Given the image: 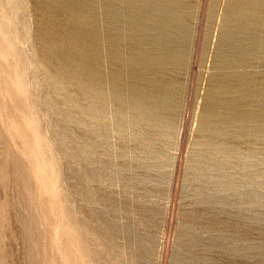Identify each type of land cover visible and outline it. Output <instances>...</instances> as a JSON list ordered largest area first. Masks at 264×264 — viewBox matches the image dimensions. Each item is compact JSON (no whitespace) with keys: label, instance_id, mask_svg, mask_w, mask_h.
Wrapping results in <instances>:
<instances>
[{"label":"rangeland","instance_id":"obj_1","mask_svg":"<svg viewBox=\"0 0 264 264\" xmlns=\"http://www.w3.org/2000/svg\"><path fill=\"white\" fill-rule=\"evenodd\" d=\"M24 2L23 76L0 34V264H264V0H92L90 14L66 10L90 22L81 41L103 78L99 101L74 85H43L31 38L36 5ZM138 51L155 59L138 62ZM146 107L155 114L147 118Z\"/></svg>","mask_w":264,"mask_h":264},{"label":"bare ground","instance_id":"obj_2","mask_svg":"<svg viewBox=\"0 0 264 264\" xmlns=\"http://www.w3.org/2000/svg\"><path fill=\"white\" fill-rule=\"evenodd\" d=\"M90 1H92V0H33V4L34 5H36V8H35V15H36V24L34 25L35 26V29H34V31H33V34H32V41H33V43H34V45H35V49H36V56H37V62H38V64H39V66H40V68H41V70H42V72H43V85H45L46 87H49V88H53V89H58V91L60 90V89H62V88H64V86H69V85H74V86H76L77 88H79V90L81 91V93H82V95H84L85 94V97L87 96V97H91L90 99H92V100H101V98H103L105 95H104V92L102 91V89L100 88V86H99V78H100V76H99V73L98 72H96V71H94V70H92V65H90V63L92 62V60H89V57L91 56V54H90V52H89V50L92 48H90V47H88V48H90V49H87V48H85V44L81 41L82 40V38H83V36L86 34H84L83 33V31H85V27H86V29L88 28L86 25H88L87 23L89 22V21H87V19L85 18L86 17V15H83V16H80V14L79 15H76L75 16V14H74V16H72L71 14V16L70 15H67V12H66V10H68V9H72V14H73V11H76L79 7L80 8H82V7H84V11L86 12V14L88 13V14H90V12L89 11H91L92 12V10H91V7L92 6H94V5H92L91 6V4H92V2H90ZM139 2V1H138ZM241 5V4H240ZM239 5V6H240ZM229 6V5H228ZM227 6V7H228ZM231 6V5H230ZM33 7V6H32ZM242 7H243V5H242ZM0 8L2 9V11H3V15H2V17H0V30H1V32H0V34H2V36H3V38H4V41H6L7 42V46L6 47H8L9 48V53L11 52H14V53H16L17 55H18V57L20 56V58H21V60H19L18 62L19 63H17L16 64V66H15V70L19 73V74H22V76H23V73L25 74V72H26V70L28 69V66H29V63L28 62H26L25 61V59L23 58V55L21 54V52L20 51H18V48H17V38H18V32H20V31H22V30H24V29H26V20L24 19V17H23V12H24V8H25V2H24V0H0ZM229 8V7H228ZM237 8V7H236ZM3 9H5L11 16H13V17H15V19H17L18 20V24H19V29H18V31L16 30V28H14V27H12L11 26V20L9 19L8 20V18H7V16H6V14H5V11L3 10ZM227 9V8H226ZM225 9V10H226ZM81 10V9H80ZM224 10V11H225ZM229 10V9H228ZM227 10V11H228ZM238 10V9H237ZM241 10V9H240ZM243 10H244V8H243ZM242 10V11H243ZM229 12H230V10H229ZM76 13V12H75ZM228 13V12H227ZM229 14V13H228ZM226 15V14H225ZM154 18V17H153ZM112 20V19H111ZM157 20V19H156ZM245 20V19H244ZM10 21V22H9ZM93 22V21H92ZM90 23V22H89ZM113 23V22H112ZM138 23V22H137ZM13 24V23H12ZM139 25V24H138ZM5 26H6V28H7V31H3V28H5ZM14 26H15V24H14ZM88 26H90V24L88 25ZM95 26V25H94ZM94 28V27H93ZM144 28V27H143ZM90 29V28H89ZM88 29V30H89ZM141 31V30H140ZM159 31V30H158ZM87 32V31H86ZM155 33V32H154ZM153 33V34H154ZM170 33V32H169ZM123 35V34H122ZM155 35V34H154ZM92 36V35H91ZM1 39H2V37H1ZM92 39V38H91ZM90 39V40H91ZM151 39H153L154 40V38L151 36ZM86 40H87V38H86ZM128 40V39H127ZM31 41V40H30ZM116 41V40H115ZM135 41V40H134ZM133 41V42H134ZM158 41V40H157ZM94 42V41H93ZM96 42V41H95ZM138 42H140V41H138ZM154 42V41H153ZM160 42V40L158 41V43ZM162 42V41H161ZM121 43V42H120ZM126 43V42H125ZM94 44V43H93ZM92 44V45H93ZM152 44V43H151ZM157 44V43H156ZM162 44H163V42H162ZM161 44V45H162ZM91 45V46H92ZM118 45V44H117ZM124 45V44H123ZM154 44H152V46H153ZM166 45H168V44H166ZM180 45V44H179ZM2 46V45H1ZM0 46V47H1ZM87 46V45H86ZM90 46V45H89ZM95 46V45H94ZM100 46V45H99ZM115 46V45H114ZM113 46V47H114ZM138 46V45H137ZM151 46V45H150ZM155 46V45H154ZM160 46V45H159ZM111 47V46H110ZM118 47H120V46H118ZM3 48V47H2ZM117 48V47H116ZM121 48V47H120ZM148 48V47H147ZM151 48V47H150ZM156 48V47H155ZM158 48H160V47H158ZM164 48V47H163ZM162 47H161V49H159V50H162L163 49ZM179 48V47H178ZM181 48V47H180ZM96 49V48H95ZM113 49V48H112ZM119 49V48H118ZM135 49H137L136 47H135ZM139 49V48H138ZM142 49H143V46H142ZM85 50H87V51H85ZM92 50V49H91ZM117 50V49H116ZM173 50V49H172ZM4 51V50H3ZM94 50H92V52H93ZM109 51V50H108ZM120 51V50H119ZM118 50H117V52H119ZM123 51V50H122ZM133 51V50H132ZM136 51V50H135ZM141 51H144V49L143 50H141ZM141 51H138V53L139 52H141ZM148 51H150V52H148V53H151V50H148ZM164 51V50H163ZM87 52H89V54H88V56H86V53ZM146 52V51H145ZM144 52V53H145ZM154 52V51H153ZM161 52V51H160ZM165 52V54H166V52L167 51H164ZM94 53V55H95V52H93ZM111 53V52H110ZM114 53V52H113ZM112 53V54H113ZM133 53V52H132ZM157 53H159V52H157ZM177 53V52H176ZM129 54V53H128ZM135 54V53H134ZM134 54H132L133 56H134ZM155 54V53H154ZM160 54V53H159ZM172 54V53H171ZM179 54V52L177 53V54H175V56H177ZM161 55V54H160ZM162 55H164L163 53H162ZM161 55V56H162ZM174 55V54H173ZM10 56H11V54H10ZM108 56H111V55H108ZM155 56V55H154ZM153 55H151V56H149V54H142V52L140 53V54H137V56H135L136 57V60H138V62H140V61H145V63H147V62H149V61H151L152 60V58H154L155 59V57H154ZM171 56V55H170ZM180 56H181V54H180ZM16 57V56H15ZM122 57V56H121ZM158 57H160V56H157L156 57V59L158 58ZM164 57V56H163ZM166 57V56H165ZM168 57V56H167ZM177 57H179V55L177 56ZM176 57V58H177ZM113 58V57H112ZM112 58H110V59H112ZM175 58V57H174ZM180 58V57H179ZM16 59H18V58H16ZM114 59V58H113ZM120 59V58H119ZM161 59H164V58H161ZM161 59H159V60H161ZM178 59V58H177ZM177 59H175V63H176V60ZM181 59V58H180ZM179 59V60H180ZM130 60V59H129ZM159 60L157 61V60H153L154 61V63H153V67H154V64L156 63V62H159ZM169 62H171V58L169 57ZM179 60H177V62L179 61ZM89 61H90V63H89ZM115 61V60H114ZM113 61V62H114ZM134 61V60H133ZM156 61V62H155ZM173 61L171 62L172 64H173ZM111 62V61H110ZM115 62H117V61H115ZM136 62V61H135ZM135 62H133V63H135ZM138 62H136V64H140V63H138ZM162 62H164V63H166V61H165V59H164V61H162ZM162 62H160V63H162ZM118 63V62H117ZM151 62H149V63H147V64H150ZM168 63V62H167ZM179 64H180V61L178 62ZM91 64H93L94 65V63H91ZM114 64V63H113ZM116 64V63H115ZM144 64V63H143ZM146 64V65H147ZM158 64V63H157ZM178 64V65H179ZM112 65V64H111ZM142 65V64H141ZM159 65V64H158ZM163 65H165V64H163ZM163 65H160V66H162L163 67ZM176 65V64H175ZM143 66V65H142ZM152 66V65H151ZM159 66V67H160ZM95 67V66H94ZM141 67V66H140ZM145 67V66H144ZM165 67H167V69H169L168 68V66H165ZM164 67V68H165ZM146 68V67H145ZM152 68V67H151ZM150 68V69H151ZM157 68V67H156ZM172 69L174 68V67H171ZM132 69V68H131ZM154 69H155V67H154ZM14 70V71H15ZM147 70H149V69H147ZM152 70H153V68H152ZM175 70H177V69H175ZM5 71V70H4ZM102 71V70H101ZM134 71V70H133ZM138 71V70H137ZM151 71V70H150ZM154 71H156V70H154ZM159 72L161 71V70H158ZM6 72V71H5ZM10 72V71H9ZM93 72V73H92ZM116 72H118V71H116ZM116 72H115V74H116ZM138 72H140V71H138ZM145 72V71H144ZM176 72V71H175ZM101 73V72H100ZM146 74H147V71L145 72ZM151 74L153 73V72H150ZM6 74V73H5ZM5 74H3V75H5ZM32 74V73H31ZM135 74V73H134ZM146 74H144L145 76H146ZM156 74V73H155ZM155 74H153L152 76L154 77V75ZM158 74V73H157ZM162 74V73H161ZM33 75V74H32ZM119 75H121V74H119ZM131 75V74H130ZM160 75V74H159ZM135 76V75H134ZM140 76H141V74H140ZM139 76V77H140ZM148 76V75H147ZM161 77L163 76V74L162 75H160ZM21 76H19V78H20ZM102 77V76H101ZM103 77H104V75H103ZM120 77V76H119ZM129 77H131V76H129ZM144 77V76H143ZM142 77V80L144 79ZM153 77H151L150 76V79L151 78H153ZM156 77V76H155ZM159 76H157V78H158ZM17 78V77H16ZM114 78V77H113ZM145 78H147V77H145ZM148 78H149V76H148ZM148 78H147V80H148ZM101 80L103 79V78H100ZM129 79V78H128ZM132 79V78H131ZM131 79H130V82H131ZM134 80H135V78H133ZM149 79V80H150ZM160 79V78H159ZM23 79H19L18 80V82L16 81V85L17 86H21V84H23V82H24V80L22 81ZM101 80H100V82H101ZM114 80V79H113ZM134 80L132 81V84H133V82H134ZM146 80V79H145ZM153 80V79H152ZM162 80H163V78H162ZM110 81V80H109ZM137 81V80H136ZM135 81V82H136ZM151 81V80H150ZM154 81V80H153ZM153 81H152V84H153ZM113 82V81H112ZM112 82H110L111 84H112ZM119 83V81L118 80H115V85L117 86V84ZM128 82H129V80H128ZM139 83H141L140 82V80L138 81ZM137 82V83H138ZM149 82V81H148ZM156 82H159V84H160V81H156ZM39 83V82H38ZM109 83V82H108ZM117 83V84H116ZM120 83H122V82H120ZM144 83V82H143ZM142 83V84H143ZM162 84H163V82H161ZM165 83V82H164ZM167 83V82H166ZM19 84V85H18ZM113 84V85H114ZM129 83H127V85H128ZM131 84V83H130ZM132 84H131V86H132ZM135 84V83H134ZM149 84V83H148ZM147 84V85H148ZM150 84H151V82H150ZM158 83L156 84V85H159ZM167 84H169V83H167ZM166 84V85H167ZM171 84V83H170ZM175 84V83H174ZM16 85H14V86H16ZM32 85L33 86H35V82H34V80H32ZM36 85H37V83H36ZM114 85V86H115ZM120 86L121 85H123V84H119ZM143 85H145V86H147L146 85V81H145V84H143ZM166 85H164V86H166ZM32 86V87H33ZM125 86V85H124ZM130 86V85H129ZM136 86H138V84H136ZM143 87V89L144 88H146V89H148V87ZM149 86V85H148ZM160 86V85H159ZM162 86V85H161ZM164 86H162V88L164 87ZM169 86V85H168ZM168 86H167V88H168ZM171 86V85H170ZM169 86V87H170ZM26 87V86H25ZM121 87H123V86H121ZM134 87V86H133ZM139 87V86H138ZM138 87L136 88V90L138 89ZM153 87H154V85H153ZM153 87H151V85H150V87H149V90H150V88L152 89ZM175 87V89H176V85L174 86ZM21 88V87H20ZM36 88V87H35ZM34 88V89H35ZM120 88V87H119ZM119 88H117L116 87V89H118V91H119V93L121 92L120 90H119ZM140 89H141V87H139ZM157 88V87H156ZM171 89H172V86L170 87ZM170 88H169V90L168 91H170ZM6 89V88H5ZM65 89V88H64ZM64 89H62V91L64 90ZM69 89V88H68ZM121 89V88H120ZM166 89V88H165ZM165 89H164V92H165ZM47 90V89H46ZM121 90H123V89H121ZM128 90H129V87H128ZM131 90V89H130ZM136 90H134V91H136ZM139 90V89H138ZM154 90V89H153ZM152 90V91H153ZM159 90V89H158ZM157 89H156V91H158ZM161 90V89H160ZM133 91V90H132ZM148 91V90H147ZM152 91H150V92H152ZM60 92V91H59ZM115 92V91H114ZM113 92V93H114ZM117 92V91H116ZM130 92V91H129ZM137 92V91H136ZM136 92H133V93H135L136 94ZM140 92V90L138 91V93ZM144 92H146V91H144ZM153 92H155V90L153 91ZM161 92H162V90H161ZM174 92V90L172 89V93ZM84 93V94H83ZM132 93V92H131ZM132 93V94H133ZM138 93H137V95H138ZM142 93V92H141ZM147 93V92H146ZM156 93V92H155ZM157 93H160V91L159 92H157ZM156 93V94H157ZM166 93L167 92H165V95L164 96H162V97H164L165 98V96L167 97V95H166ZM171 93V94H172ZM176 93H178V91L177 92H175V94ZM106 94V93H105ZM115 94V93H114ZM117 94H118V92H117ZM116 94V95H117ZM140 94V93H139ZM148 94H151V93H149V91H148ZM148 94H146L147 96H149ZM161 94V93H160ZM159 94V95H160ZM164 94V93H163ZM167 94H169V93H167ZM145 95V93H143L142 95H139V96H142V99H143V97L145 98L146 96H144ZM158 95V96H159ZM177 95V94H176ZM216 95V94H215ZM118 96H119V94L117 95V98H118ZM121 96V95H120ZM126 96H127V94H126ZM134 96H136V95H134ZM138 96V97H139ZM154 96V95H153ZM157 96V95H156ZM116 97V96H115ZM122 97V96H121ZM137 97V96H136ZM136 97H135V101L137 102L138 101V99H140V98H138L137 100H136ZM169 97H170V94H169ZM169 97H168V100H169ZM10 98H11V96H10ZM16 98V97H15ZM45 98V97H44ZM105 98V97H104ZM147 98H149V97H147ZM160 98L161 97H156L155 99H159L160 100ZM163 98V99H164ZM175 98V97H174ZM120 99V98H119ZM118 99V100H119ZM123 99V97L121 98V100ZM141 99V100H142ZM152 99H153V97H152ZM154 99V100H155ZM170 99H173V98H171L170 97ZM50 100V99H49ZM103 100V99H102ZM118 100H115V102L117 101L118 102ZM126 100V99H125ZM125 100L123 99V103L125 104ZM130 100H131V98H130ZM140 100V101H141ZM144 100V99H143ZM151 100V99H150ZM162 100V99H161ZM160 100V101H161ZM176 100H177V98H176ZM70 101V100H69ZM74 101V100H73ZM72 101V102H73ZM112 101V100H111ZM120 101V100H119ZM129 100H126V102H128ZM164 101H166V100H164ZM53 102V101H52ZM97 102V101H96ZM101 102V101H100ZM105 102V101H104ZM121 102V101H120ZM131 102H132V100H131ZM139 102V101H138ZM137 102V103H138ZM143 102V101H142ZM150 103H152L153 101H149ZM155 102H158L157 100L155 101ZM155 102H153V104L155 105V104H157V103H155ZM162 102V101H161ZM171 102H173V101H171L170 100V103ZM27 103V102H26ZM26 103H25V106H26ZM47 103V102H46ZM119 103V102H118ZM123 103H119V104H123ZM130 103V102H129ZM128 103V104H129ZM136 103V104H137ZM165 103V102H164ZM164 103H158L159 105H163ZM176 103H177V101H176ZM175 103V101H174V104H176ZM99 104V103H98ZM119 104H117L118 106H120ZM123 104V105H124ZM144 104H145V102H144ZM216 104V103H215ZM24 105V104H23ZM36 105V104H35ZM134 106V104L132 103H130V107L132 108V106ZM142 105V104H141ZM151 105V104H150ZM159 105H156V106H158L159 107ZM167 105H172V104H167ZM18 106V105H17ZM20 106V105H19ZM122 106V105H121ZM146 105H144V107H145ZM166 106V105H165ZM165 106H163V107H165ZM174 106V105H173ZM172 106V107H173ZM220 106V105H219ZM96 107V106H95ZM98 107V106H97ZM129 107V108H130ZM140 107V105L138 104V108ZM143 107V106H142ZM144 107H143V109H144ZM170 107V106H169ZM169 107L168 108H166L167 110L169 109ZM171 107V108H172ZM220 107H222V106H220ZM228 107V106H227ZM226 107V108H227ZM232 107V106H231ZM231 107H229V108H231ZM27 108V107H26ZM130 108V109H131ZM134 108H136V107H134ZM133 108V109H134ZM153 108V107H152ZM154 108H155V110L154 111H165V109L163 108V109H161L160 110V107L158 108L159 110H156L157 109V107H155L154 106ZM216 108V107H215ZM225 108V109H226ZM233 108V107H232ZM252 108V107H251ZM97 109V108H96ZM124 109V108H123ZM148 109H151V107L150 108H148ZM221 109V108H220ZM220 109L218 108L217 110H219L220 111ZM24 110V109H23ZM95 110V109H94ZM100 110V109H99ZM120 110H122V109H120ZM129 110V109H128ZM132 110V109H131ZM135 110V109H134ZM147 110V107H146V109H145V111ZM222 110H224V109H222ZM227 110V109H226ZM231 110V109H230ZM103 111V110H102ZM102 111L100 110V112L102 113ZM136 111H137V109H136ZM140 111V110H139ZM144 111V114H145V116H147L148 115V113H150L151 112V110H150V112H148V111H146L145 112ZM211 111H213V110H211ZM225 111V110H224ZM26 112H28V111H26ZM25 112V113H26ZM58 112V111H57ZM95 112V111H94ZM99 111H97L96 110V115H98L99 113H100ZM138 112V111H137ZM142 112V116H140L139 118H141V117H143L144 115H143V111H141ZM148 112V113H147ZM153 112V111H152ZM167 112V111H166ZM214 112H215V114L217 115V112H216V110H214ZM24 113V112H23ZM38 113V112H37ZM134 113V112H133ZM146 113H147V115H146ZM154 113V112H153ZM152 113V114H153ZM211 113V112H210ZM220 113V115H221V111L219 112ZM218 113V114H219ZM233 113V112H232ZM235 113V112H234ZM233 113V114H234ZM238 113V112H237ZM29 114H30V112H29ZM94 114V113H93ZM137 114V113H136ZM151 114V113H150ZM151 114V116H153ZM155 114V113H154ZM157 115H159L158 114V112L156 113ZM161 114V113H160ZM213 114V113H212ZM236 114V113H235ZM243 114H245V113H243ZM101 115V114H100ZM99 115V116H100ZM157 115H155L154 117H158ZM163 115V114H162ZM167 115V114H166ZM166 115H164L165 117H166ZM203 115V114H202ZM211 115V114H210ZM209 115V116H210ZM220 115H219V117H220ZM224 115L225 116H229V115H231V112L230 111H226V112H224ZM239 116H240V114H238ZM25 116H27V115H25ZM138 117V115H135V117ZM144 116V117H145ZM163 116V117H164ZM171 116V115H170ZM218 116V115H217ZM225 116H223V117H225ZM37 117V116H36ZM101 117V116H100ZM100 117H97V118H100ZM119 117V116H118ZM144 117H143V121H145L144 120ZM150 117V116H149ZM172 117V116H171ZM204 117H206V116H204ZM214 117H216L215 115H213V118ZM218 117V119L216 118V120L218 121V120H222V119H220ZM229 117H231V116H229ZM235 117V116H234ZM13 118V117H12ZM91 118V117H90ZM94 118V117H93ZM103 118V117H102ZM121 118V117H120ZM132 118V117H131ZM134 118V117H133ZM139 118H137V119H139ZM147 118H148V116H147ZM159 118H160V120H161V118H162V116L161 117H158V119H156V118H154V119H156V121H159L160 122V120H159ZM167 118V117H166ZM207 118H209V117H207ZM210 118H212V117H210ZM237 118V117H236ZM29 119V118H28ZM136 119V120H137ZM142 119V118H141ZM152 119V118H151ZM150 119V120H151ZM164 118H162V120H163ZM224 119H226V118H224ZM234 119V118H233ZM260 119V118H259ZM96 120V119H95ZM140 120V119H139ZM139 120H138V122H139ZM149 120V119H148ZM150 120L148 121V122H150ZM164 120H167V119H164ZM210 119H207L206 121L208 122V124H209V122H210V124H211V122H213L212 120H210ZM227 120V119H226ZM230 120V119H229ZM232 120V119H231ZM238 120V119H237ZM245 120V119H244ZM17 121H19V120H17ZM23 121H24V119H23ZM26 121V120H25ZM135 121V120H134ZM168 121V120H167ZM205 121V122H206ZM235 121V123H236V119L234 120ZM241 121V120H240ZM239 121V122H240ZM16 122V121H15ZM97 122V121H96ZM154 122V121H153ZM163 122V121H162ZM223 122V121H222ZM238 122V121H237ZM28 123V122H27ZM140 123V122H139ZM151 123V122H150ZM161 123V122H160ZM159 123V124H160ZM164 123H165V121H164ZM167 123V122H166ZM165 123V124H166ZM169 123V122H168ZM171 123V122H170ZM170 123H169V125H170ZM214 123V122H213ZM213 123H212V125H213ZM219 123V122H218ZM225 123V122H224ZM228 123H229V121H228ZM227 123V124H228ZM230 123H232V122H230ZM234 123V124H235ZM53 123H51V125H52ZM59 124V123H58ZM96 124V123H95ZM141 124H142V121H141ZM143 124H144V122H143ZM146 124V123H145ZM155 124V123H154ZM164 124V125H165ZM207 124V125H208ZM216 123H214V125H215ZM220 124H222L221 122H220ZM241 124H244V123H241ZM16 125V124H15ZM37 125V124H36ZM61 125V124H60ZM98 125V124H97ZM162 125H163V123H162ZM168 125V124H167ZM168 125V126H169ZM212 125H208V126H211V128L213 127ZM239 125H240V123H239ZM146 126V125H145ZM157 126V125H156ZM159 126V125H158ZM157 126V128L159 129L160 127H158ZM161 126V125H160ZM219 126V125H218ZM217 125H216V127H218ZM221 126V125H220ZM225 126V125H224ZM59 127V126H58ZM163 127H165V126H163ZM170 127V126H169ZM222 127V126H221ZM227 128H228V126H226ZM226 127H224L225 129V132H226ZM231 127H232V125H231ZM236 127V126H235ZM24 128V127H23ZM97 128V127H96ZM137 128V127H136ZM168 127L166 126V128L164 129L165 130V132L164 131H162L163 133H166V129H167ZM241 128V127H240ZM59 129V128H58ZM161 129H163V128H161ZM161 129H159V130H161ZM206 129H208V127L207 128H205V130ZM223 129V128H222ZM229 129V128H228ZM236 129V128H235ZM51 130V129H50ZM158 130V131H159ZM211 130V129H210ZM221 130V129H220ZM231 131L233 130V128L232 129H230ZM37 131V130H36ZM55 131V130H54ZM140 131V130H139ZM169 131V129H167V132ZM219 131V130H218ZM217 131V132H218ZM235 131H237V130H235ZM243 131V130H242ZM60 132H62V131H60ZM67 132V131H66ZM161 132V133H162ZM205 132V131H204ZM206 132H207V130H206ZM257 132V131H256ZM27 133V132H26ZM87 133H88V131H87ZM184 133V132H183ZM227 133H231V132H228L227 131ZM240 133H241V131H240ZM69 134V133H68ZM89 134V133H88ZM160 134V133H159ZM208 134V133H207ZM211 134V133H210ZM236 134V133H235ZM26 135V134H25ZM67 135V134H66ZM134 135V134H133ZM222 135V134H221ZM213 136V135H212ZM215 136V135H214ZM37 137H38V135H37ZM155 137V136H154ZM216 137H218V136H216ZM23 138V137H22ZM70 138V137H69ZM213 138V137H212ZM55 139V138H54ZM65 136H64V134H62V133H59V138H58V140H60V142L61 143H63L64 141H65ZM213 139H215V137L213 138ZM212 139V140H213ZM70 140V139H69ZM90 140V139H89ZM209 141H211L210 139H208ZM217 140V139H216ZM30 142V141H29ZM70 142V141H69ZM137 142V141H136ZM213 142V141H212ZM206 143H207V141H206ZM214 143V142H213ZM84 144V143H83ZM208 144V143H207ZM216 144V143H215ZM85 145H87V144H85ZM205 145V144H204ZM203 145V146H204ZM211 145H213V144H211ZM39 146H40V144H39ZM87 146H89V145H87ZM86 146V147H87ZM91 146V145H90ZM219 146V145H218ZM225 146V145H224ZM55 147V146H54ZM71 147H73V146H71ZM93 147V146H92ZM92 147H91V149H92ZM209 147H212V146H210V143H209ZM33 149V148H32ZM145 149V148H144ZM225 150V149H224ZM33 151V150H32ZM44 151V150H43ZM84 151H87L86 149L84 150ZM94 151V150H93ZM146 151V150H145ZM226 151V150H225ZM63 152H65V151H63ZM74 152V151H73ZM79 152V151H78ZM83 152V151H82ZM140 152V151H139ZM228 152V151H227ZM78 154V153H77ZM87 154H88V152H87ZM143 155H145V154H143ZM215 155V154H214ZM84 156V155H83ZM47 158V157H46ZM45 158V159H46ZM59 158V157H58ZM219 158H220V156H219ZM54 159H56V158H54ZM54 159H53V162H55L54 161ZM81 159V158H80ZM58 160V159H57ZM91 160V159H90ZM63 162V161H62ZM94 162V161H93ZM50 163V162H49ZM56 164H58V166H59V163H56ZM55 163H54V165H56ZM82 164V163H81ZM96 164V163H95ZM61 165V164H60ZM91 165V164H90ZM52 165H50V167H51ZM57 166V165H56ZM57 166V167H58ZM81 166V165H80ZM86 166V165H85ZM47 167V166H46ZM50 167H48V168H50ZM57 167H55V168H57ZM68 167V166H67ZM43 168H44V166H43ZM52 168V167H51ZM93 168V167H92ZM96 168V167H95ZM68 169V168H67ZM84 169V168H83ZM57 170L59 171L60 170V166H59V169L57 168ZM80 170V169H79ZM82 170V169H81ZM90 170V169H89ZM84 171V170H83ZM86 171V170H85ZM91 171H92V169H91ZM49 172V171H48ZM62 172H63V170H62ZM72 172V171H71ZM94 172V171H93ZM99 172V171H98ZM59 173V172H58ZM79 173H80V171H79ZM86 173V172H85ZM95 173H97V172H95ZM104 173V172H103ZM60 174V173H59ZM59 174H58V176H59ZM83 174V173H82ZM100 174V173H99ZM106 174V173H105ZM64 175V174H63ZM62 175V176H63ZM80 175H81V173H80ZM84 175V178H86V179H88V178H90V174L88 175H86V174H83ZM97 175V174H96ZM101 175V174H100ZM23 176V175H22ZM94 176V175H93ZM98 176V175H97ZM96 176V177H97ZM102 176V175H101ZM103 176H105V175H103ZM57 177V176H56ZM65 177V176H64ZM83 177V176H82ZM99 177V176H98ZM58 178V177H57ZM98 179V178H97ZM101 179V178H100ZM94 180V179H93ZM106 180V179H105ZM107 180H109L108 178H107ZM57 181V180H56ZM71 181V180H70ZM100 181V180H99ZM111 183V182H110ZM47 185V184H46ZM74 185V184H73ZM49 186V185H48ZM85 186V185H84ZM71 187H72V185H71ZM75 187V186H74ZM73 189H78V191H79V188L77 187H75V188H73ZM70 191V190H69ZM74 191V190H73ZM77 191V190H76ZM88 192V191H87ZM23 193V192H22ZM80 193V192H79ZM88 194H90V193H88ZM98 194V193H97ZM95 195V194H94ZM25 196V195H24ZM64 197V196H63ZM62 197V198H63ZM76 198V197H75ZM95 198V197H94ZM100 199H101V196L99 197ZM66 199V198H65ZM102 200H103V198H102ZM106 200V199H105ZM110 200H111V198H110ZM109 201V200H108ZM89 202V201H88ZM66 203V202H65ZM104 203V202H103ZM102 204V203H101ZM111 204H112V202H111ZM65 206H67V205H65ZM113 206V205H112ZM66 208V207H65ZM67 209H69V208H67ZM123 211V210H122ZM126 211H127V209H126ZM68 212H69V210H68ZM67 212V213H68ZM69 214H71L72 216H73V214L72 213H69ZM68 214V216H70ZM96 214V213H95ZM67 217L68 218V220L71 218H74V217ZM68 220H67V222H68ZM77 221L79 220V219H76ZM74 221V220H73ZM84 221V220H83ZM73 223V222H72ZM80 224H82V223H80ZM78 225V224H77ZM83 225H85V227H86V224H82V226ZM66 226V225H65ZM80 226V225H79ZM79 226H78V228H79ZM82 226H81V228H82ZM85 227L83 226V229L82 230H84L85 231ZM90 227V226H89ZM53 228H55V227H53ZM68 228V227H67ZM69 230V229H68ZM74 230V229H73ZM81 230V229H80ZM86 230H87V227H86ZM89 230H91V229H89ZM86 231V232H88L89 234H90V232L91 231ZM100 230V229H99ZM98 230V231H99ZM77 231V230H76ZM102 232V231H101ZM105 232V231H104ZM78 233V232H77ZM76 233V234H77ZM84 233V232H83ZM93 232H91V234H92ZM102 234V233H101ZM106 234V233H105ZM105 234H103V235H105ZM88 235V234H87ZM94 235V234H93ZM90 236V235H89ZM108 236V235H107ZM79 237V236H78ZM92 237V236H91ZM112 237V236H111ZM109 238V237H108ZM90 240V239H89ZM108 240V239H107ZM110 240V239H109ZM105 246V245H104ZM107 249V248H106ZM85 250V249H84ZM102 251H103V249H101ZM88 255V254H87ZM88 260V259H87ZM79 262V261H78Z\"/></svg>","mask_w":264,"mask_h":264}]
</instances>
